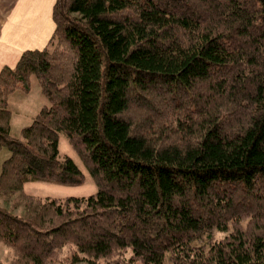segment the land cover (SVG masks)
Masks as SVG:
<instances>
[{"label": "trees", "instance_id": "1", "mask_svg": "<svg viewBox=\"0 0 264 264\" xmlns=\"http://www.w3.org/2000/svg\"><path fill=\"white\" fill-rule=\"evenodd\" d=\"M52 22L0 70L9 264H264V0H55ZM32 79L48 103L13 136ZM60 135L93 195L24 192L85 182Z\"/></svg>", "mask_w": 264, "mask_h": 264}, {"label": "rangeland", "instance_id": "2", "mask_svg": "<svg viewBox=\"0 0 264 264\" xmlns=\"http://www.w3.org/2000/svg\"><path fill=\"white\" fill-rule=\"evenodd\" d=\"M54 1L0 0V64L18 61L16 59H19V54L26 49L42 50L54 30L52 22ZM47 103L34 79L28 93L15 92L10 96L8 105L11 111L12 135L18 136L19 130L29 125L32 117ZM59 152L76 163L85 176V182L78 187L32 182L24 185V192L39 198L88 197L96 193L95 185L64 135L59 136ZM7 155L6 150L0 153V164ZM0 206L12 210L18 216L24 211L16 194L0 195ZM10 260V250L0 243V263L9 264Z\"/></svg>", "mask_w": 264, "mask_h": 264}, {"label": "crops", "instance_id": "3", "mask_svg": "<svg viewBox=\"0 0 264 264\" xmlns=\"http://www.w3.org/2000/svg\"><path fill=\"white\" fill-rule=\"evenodd\" d=\"M55 2V1H54ZM0 34H1V32H0ZM46 46V45H45ZM44 46V47H45ZM43 47V48H44ZM42 48V49H43ZM26 50H36V48L35 49H26ZM26 50H24V51H26ZM39 50H41V49H39ZM24 51H22L21 52V54L24 52ZM21 54H19V57H20V55ZM16 60H18V59H16ZM16 63H17V61L16 62H13L12 64H0V70L2 69V67H4V66H7V67H9V68H13V67H15V65H16ZM22 94H25V93H23V92H21ZM34 117V116H33ZM33 117H32V119H33ZM10 128H11V131H12V120H11V122H10ZM23 128V127H22ZM20 131V130H19ZM12 134V133H11Z\"/></svg>", "mask_w": 264, "mask_h": 264}]
</instances>
